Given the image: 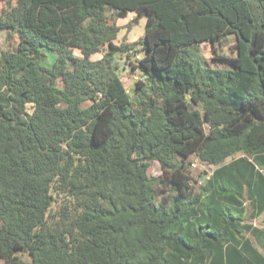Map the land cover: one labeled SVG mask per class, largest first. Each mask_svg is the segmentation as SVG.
Segmentation results:
<instances>
[{"label": "trees", "instance_id": "16d2710c", "mask_svg": "<svg viewBox=\"0 0 264 264\" xmlns=\"http://www.w3.org/2000/svg\"><path fill=\"white\" fill-rule=\"evenodd\" d=\"M1 1L5 264H264V0ZM131 12L144 35L118 44ZM224 36L231 67L207 65ZM139 43L131 93L116 55ZM193 155L216 166L198 190Z\"/></svg>", "mask_w": 264, "mask_h": 264}, {"label": "rangeland", "instance_id": "374dc122", "mask_svg": "<svg viewBox=\"0 0 264 264\" xmlns=\"http://www.w3.org/2000/svg\"><path fill=\"white\" fill-rule=\"evenodd\" d=\"M7 3L0 2V14L3 9L7 7ZM116 22L121 26V30L118 33L116 43L120 44L123 41H129L131 43L140 41L144 35L146 17L137 18V14L134 12L129 13L126 17L116 18ZM19 42V36L11 29L0 30V59L4 51L15 50ZM141 43L137 44V48L134 56L131 59L126 57L124 53H117V61L120 66V74L127 87L132 93L135 83L139 78H142L140 70L132 69V62L139 56L144 55V51L141 49ZM107 47L104 49L106 50ZM76 53H79L76 51ZM200 54L202 55V61L212 67L230 68L232 65V57L235 54L233 38L224 36L220 41L205 42L200 44ZM49 59L45 62L47 65H51L54 59V55L49 53ZM100 56V55H98ZM138 59V58H137ZM61 86V82H58ZM229 159L228 161H230ZM188 167L197 190L203 186L207 180V177L216 168L215 165H211L207 162H203L198 156L193 155L188 159ZM162 173L160 164L157 161L151 162L150 174L151 176H159ZM64 196L58 195L57 201L54 204V210L59 209L60 204L66 203ZM256 224H261L260 220H255ZM28 258V256H25ZM0 264H5V261L0 258Z\"/></svg>", "mask_w": 264, "mask_h": 264}, {"label": "crops", "instance_id": "0c3cea01", "mask_svg": "<svg viewBox=\"0 0 264 264\" xmlns=\"http://www.w3.org/2000/svg\"><path fill=\"white\" fill-rule=\"evenodd\" d=\"M253 199L254 200H257V198H253ZM245 205H246L245 221L247 223H251L254 226H257V227H260V228L263 229L264 228V210L258 216L252 217L251 214H252L253 211H257V210H255L256 208L254 207L253 203L251 204V201L250 200H247L246 203H245ZM255 220H260V223L261 224H256V222H254Z\"/></svg>", "mask_w": 264, "mask_h": 264}, {"label": "clouds", "instance_id": "9594fccd", "mask_svg": "<svg viewBox=\"0 0 264 264\" xmlns=\"http://www.w3.org/2000/svg\"><path fill=\"white\" fill-rule=\"evenodd\" d=\"M137 58H139V57H137ZM135 61H136V59H135ZM140 79V78H139Z\"/></svg>", "mask_w": 264, "mask_h": 264}]
</instances>
